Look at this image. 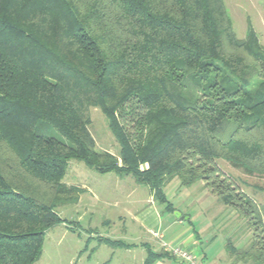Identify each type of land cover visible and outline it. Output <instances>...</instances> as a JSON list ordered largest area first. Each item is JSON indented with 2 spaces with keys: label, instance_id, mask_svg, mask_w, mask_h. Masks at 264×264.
I'll return each mask as SVG.
<instances>
[{
  "label": "trees",
  "instance_id": "trees-1",
  "mask_svg": "<svg viewBox=\"0 0 264 264\" xmlns=\"http://www.w3.org/2000/svg\"><path fill=\"white\" fill-rule=\"evenodd\" d=\"M91 107L119 157L95 150ZM218 159L264 176V47L250 27L236 38L223 0H0V264H35L66 223L71 160L132 177L169 212L168 183H203L247 220L229 258L264 264L260 208L217 178Z\"/></svg>",
  "mask_w": 264,
  "mask_h": 264
},
{
  "label": "rangeland",
  "instance_id": "rangeland-1",
  "mask_svg": "<svg viewBox=\"0 0 264 264\" xmlns=\"http://www.w3.org/2000/svg\"><path fill=\"white\" fill-rule=\"evenodd\" d=\"M223 4L236 38L244 39L250 27L264 47V0H223ZM89 119L88 130L95 150L119 157L120 147L109 130L106 116L99 108L91 107ZM128 132L132 136L133 128L130 127ZM49 135L59 137L53 130ZM214 166L220 174L217 178L222 177L236 191L244 192L255 201L264 223V176L248 175L223 159L216 160ZM62 182L81 189L79 200L57 209L68 228L57 225L46 231L42 253L35 264H103L115 248L101 242L104 239L125 240V235L146 238L142 221L150 223L160 219L166 228L165 222L181 214L190 216L192 226L201 232L206 228L207 219L230 217L231 209L225 208L201 182L186 188L175 178L164 187L165 198L175 209L173 213L167 211L165 205L154 202L149 189L136 184L132 177H119L113 172L100 174L79 160L69 161ZM236 222L240 226L235 236L243 238L248 227L246 219L235 215L233 224L226 227V231L231 233L230 228ZM154 228L152 231L159 233L160 229ZM150 234L151 231L149 237Z\"/></svg>",
  "mask_w": 264,
  "mask_h": 264
},
{
  "label": "crops",
  "instance_id": "crops-1",
  "mask_svg": "<svg viewBox=\"0 0 264 264\" xmlns=\"http://www.w3.org/2000/svg\"><path fill=\"white\" fill-rule=\"evenodd\" d=\"M174 210L173 208V212ZM215 219L214 217L207 219L206 228L201 232L192 226L190 216L186 217L181 214L179 217L165 222L167 224L166 228L163 227L160 219L157 222L150 223L142 221L141 224L146 232V238L142 235H125V240H115L112 242L104 239L101 242L115 248L112 249V252L104 260L103 264H143L149 254L155 257L152 264H185L178 258L165 252L158 241L149 237V231L155 229L154 227H157L158 230L160 229L159 232L162 233L165 242L189 251L194 255L199 264H242L238 262L234 263L226 252V241L229 238H233L235 243H239L237 242L239 240L238 236H235L236 233L233 231V228H230L232 230L231 233H227L226 231L229 225L233 224L231 220L234 218ZM234 224L236 225L237 222ZM61 225L68 228L67 222Z\"/></svg>",
  "mask_w": 264,
  "mask_h": 264
},
{
  "label": "built area",
  "instance_id": "built-area-1",
  "mask_svg": "<svg viewBox=\"0 0 264 264\" xmlns=\"http://www.w3.org/2000/svg\"><path fill=\"white\" fill-rule=\"evenodd\" d=\"M150 235L152 238L157 240L161 244L163 250L168 252L171 256L178 258L185 264H199L194 255H192L189 251L178 246H172L165 242L162 233L151 231Z\"/></svg>",
  "mask_w": 264,
  "mask_h": 264
}]
</instances>
